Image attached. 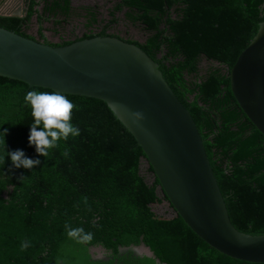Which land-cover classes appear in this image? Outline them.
<instances>
[{"label":"trees","instance_id":"trees-1","mask_svg":"<svg viewBox=\"0 0 264 264\" xmlns=\"http://www.w3.org/2000/svg\"><path fill=\"white\" fill-rule=\"evenodd\" d=\"M80 10L85 32L57 42L46 40L41 25L50 23L58 35L76 15L71 0H27L22 16L0 14V27L52 46L100 36L139 47L193 118L232 225L243 234L264 235V136L240 109L229 78L264 22V0H120L98 31L96 8ZM118 13L147 32L143 42L107 31ZM34 16L36 36L28 34ZM202 59L218 66L201 74ZM29 90L53 91L0 76V129H8L5 141L0 138V264H254L217 252L192 232L148 163L152 182L141 174L145 154L105 102L64 94L73 102L71 123L80 133L58 141L47 157L37 153L27 139ZM6 147L23 149L40 164L14 167ZM164 203L173 211L170 218L152 211ZM77 227L92 233L91 240L67 235ZM22 242L28 247L21 249ZM140 244L154 258L129 250ZM96 246L109 252L105 259L92 258L89 250Z\"/></svg>","mask_w":264,"mask_h":264},{"label":"water","instance_id":"water-1","mask_svg":"<svg viewBox=\"0 0 264 264\" xmlns=\"http://www.w3.org/2000/svg\"><path fill=\"white\" fill-rule=\"evenodd\" d=\"M0 76L105 102L134 136L161 191L192 232L227 257L264 264V235L243 234L232 225L193 118L139 47L100 36L52 46L0 27ZM229 78L240 109L264 136V22ZM139 246V256L154 258Z\"/></svg>","mask_w":264,"mask_h":264},{"label":"clouds","instance_id":"clouds-1","mask_svg":"<svg viewBox=\"0 0 264 264\" xmlns=\"http://www.w3.org/2000/svg\"><path fill=\"white\" fill-rule=\"evenodd\" d=\"M26 105L31 107L32 122L30 123L28 144L35 146V151L44 157L49 155V149L56 148L58 141L67 140L69 135L78 136L79 127L71 123L73 102L58 91H36L29 90L24 95ZM134 115L139 116V113ZM39 126V127H38ZM7 128L0 129V138L5 141ZM67 155V150L63 153ZM10 158L12 165L16 168L23 167L32 169L33 165L40 164L39 158L26 157L23 149L8 151L5 153ZM2 159V156H0ZM66 227H68L66 225ZM67 235L75 238L78 242L91 240L92 233H84L83 228H68ZM28 247L27 242L21 243V249Z\"/></svg>","mask_w":264,"mask_h":264},{"label":"rangeland","instance_id":"rangeland-1","mask_svg":"<svg viewBox=\"0 0 264 264\" xmlns=\"http://www.w3.org/2000/svg\"><path fill=\"white\" fill-rule=\"evenodd\" d=\"M119 1L120 0H71V5L75 10L74 13H76V15L73 16L66 23V25L60 28V33L58 35L53 32L50 23H43L41 26L44 28V36L48 42H57L60 40V36H62L63 39H67L82 35L85 30L83 27L84 19L80 9L86 6L95 7L97 10L98 24H96V26L93 28V31H98L108 22L109 10ZM26 3L27 0H0V14L4 16H10L14 15L15 13H19L18 16H22L26 9ZM38 26L39 24L36 20V16L32 17L29 24L28 34L36 36ZM107 31L109 33L118 34L123 38H130L138 42H143L148 35L141 26L131 25L128 23L124 19L123 13L117 14L116 23L112 24ZM217 66L218 65L214 62L202 59L200 63V73L203 74L206 70H208V68ZM147 168L148 164L146 160H142L140 169L141 174L145 177L148 183H151L153 180V174L149 172ZM151 208L154 214L160 218H170L174 215L172 209H170L165 203L161 205H154ZM135 247L129 248V250H131L134 255L139 256L138 254H144V252L142 253L140 251L142 247ZM127 250L128 249H121L120 251L124 253L127 252ZM90 252L93 259H105L109 254V252L99 246L91 247Z\"/></svg>","mask_w":264,"mask_h":264},{"label":"flooded vegetation","instance_id":"flooded-vegetation-1","mask_svg":"<svg viewBox=\"0 0 264 264\" xmlns=\"http://www.w3.org/2000/svg\"><path fill=\"white\" fill-rule=\"evenodd\" d=\"M89 253H90V255L92 256V254H91L90 250H89Z\"/></svg>","mask_w":264,"mask_h":264}]
</instances>
